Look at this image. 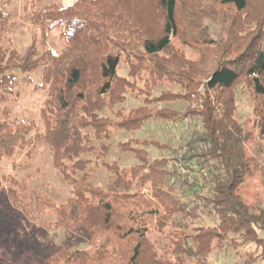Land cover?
Masks as SVG:
<instances>
[{
    "label": "rangeland",
    "instance_id": "1",
    "mask_svg": "<svg viewBox=\"0 0 264 264\" xmlns=\"http://www.w3.org/2000/svg\"><path fill=\"white\" fill-rule=\"evenodd\" d=\"M74 3L75 0H0V60L10 62L11 51L20 58L31 52L40 57L48 51L61 52L66 46L63 29L55 28L44 36L33 24V13L50 4L65 8ZM148 8L146 28L136 31L140 40L127 46L134 50V57L121 53L119 74L130 80V87H123L127 94L114 108L128 114L145 106L148 121L139 130L127 131L116 126L119 119L115 111L105 108L100 113L108 118L107 124L116 125L109 129L111 139L95 143L105 150L101 157L108 166L116 167L103 166L96 153L86 156L92 161L84 170L73 173L78 179L74 183L60 171L54 149L43 138L41 112L48 92L38 88L42 68L27 80L19 75L13 93L0 103V123L24 120L34 124L32 130L20 135L24 144L13 140L19 145L13 149L10 136L5 134L8 139L0 158V208L4 209L0 264H264V222L262 228L245 232L244 224L235 228L225 223L220 227L216 215L208 217L215 197L211 172L216 171L206 167L208 156L198 175L203 197L194 198L202 208L196 210L192 205L190 209L196 215H188L185 206L160 194L164 189L183 196L178 183L190 177V164L198 162H193L198 150L187 147L195 129L201 136L200 157L207 154L208 134L202 126L197 100L205 93L202 82L215 68L222 49L259 30L264 0H254L245 12H239L229 0H181L179 34L171 38L167 51L155 57L145 55L142 42L159 38L163 17L155 6ZM130 66L136 67L132 75ZM192 78L196 83L190 85ZM218 96L211 92L209 98L215 100ZM227 99L232 101V119L245 138L243 148L249 170L235 193L249 215L264 220V109L259 105L254 111L258 102L244 81ZM212 105L217 106V100ZM221 108L220 105L218 109ZM123 142L129 145L123 146ZM134 143L140 146L136 151L131 149ZM141 147L143 151H139ZM155 159L162 162L159 168L169 169V174L157 171L156 181H147L143 172L151 171L149 163ZM115 168L135 169L133 182L122 186L113 181ZM83 175L87 176L85 181ZM85 182L102 190L142 192L150 201L154 196L158 198L149 206L118 207L109 223L97 209L92 210L89 223L73 222L70 218L83 212L76 191L85 188ZM195 216L198 218L194 220ZM129 229L139 232L132 235ZM139 242L140 254L134 260L133 251Z\"/></svg>",
    "mask_w": 264,
    "mask_h": 264
},
{
    "label": "trees",
    "instance_id": "2",
    "mask_svg": "<svg viewBox=\"0 0 264 264\" xmlns=\"http://www.w3.org/2000/svg\"><path fill=\"white\" fill-rule=\"evenodd\" d=\"M253 1L229 0V3L239 12H245ZM180 2L181 0H75L73 5L65 8L54 4L46 5L34 11L33 24L44 36L55 28H62L65 48L59 53L48 51L41 57L31 52L25 58L17 57L16 53L11 51L8 58L10 62L0 60V103L13 93L19 82V75H23L24 80H27L30 74L39 68L43 69L42 83L38 86L48 92V98L41 112L45 126L43 138L54 149L60 171H63L62 173L72 183L78 180L73 173L84 170V167L92 161L86 157L89 154L98 153L96 158L103 166L116 167L108 166V162L101 157L102 154H106L105 150L98 147L95 142L111 139L109 129L112 125H116V122L107 124L108 118L100 113L105 108L115 111V106L120 104L127 94L123 87H130L128 84L130 80L119 74L123 60L121 53L126 52L131 58L134 57V50L127 49V46H131V42L140 40L136 31L146 28L144 23L148 21L147 12L151 5L155 6L163 17L161 35L157 39L146 38L142 42L143 52L149 57H155L167 51L172 44L171 38L177 36L180 31L178 16ZM259 25V30L247 39L239 43H229L227 48L222 49L215 68L202 82L205 93L197 100L202 126L208 134V139L205 138L208 149L207 154L200 157L201 136L195 129L187 147L189 146L190 150L191 148L198 150L197 154L194 153L196 156L194 155L193 159V162L194 160L198 162L191 163L192 168L188 166L190 177L178 183L183 196L179 197L177 192L174 194L175 192L160 190L163 197L169 196L176 205L185 206L188 215H194L195 213L190 210L192 205H195L196 210L202 208L194 198L203 197L198 175L206 164L203 162L205 157L208 156L206 167L216 171L211 172L213 175L211 182L215 185L214 205L211 212H208L211 214L207 215L208 217L216 215L220 227L225 223L235 225V228L244 224L247 227L245 232L252 231V228H258L257 226L262 228L261 222L264 220L253 214L249 215L248 208L235 193L249 170L243 148L245 138L241 135L238 124L232 119L229 112L232 101L227 98L228 96L232 98V91L236 85L244 81L258 102L254 111L259 105H262L261 110L264 109V14L259 20ZM248 39L249 42H246ZM135 70L136 67L130 66L129 74L132 75ZM190 82V85L196 83L194 78ZM211 92L219 95L215 99L217 106L212 105V101L215 100H210ZM221 96L222 98L218 99ZM220 105L222 110H219ZM115 112L116 118L119 119L116 126L127 131L139 130L148 121L144 116L145 106L133 109L128 114ZM160 119L164 118L160 117ZM169 122L175 124L172 120ZM33 128L32 122L24 120L14 122L5 120L0 123V158L4 155L8 139L5 134L10 136V142H13L10 149H13L19 146L17 141L13 140L19 139L22 141L21 144H24L25 141L20 135ZM127 143L123 142L122 145H129ZM134 144L136 146H131V149L136 151L140 146ZM140 149L142 150V147L139 151ZM200 158L202 159L199 160ZM161 164L158 159L149 163L151 171L143 172L145 173L143 175L149 178L147 181L151 179L155 182L154 174L157 171L161 172L160 174L169 172V169L159 168ZM135 168L138 170L137 166ZM115 169L113 181L122 186L133 182L131 175L134 174L135 169ZM218 169L219 172L224 173L220 174ZM86 177L83 175L81 178L85 181ZM173 177L177 179L176 175ZM84 184L86 185V182ZM86 187L89 196L85 193ZM86 187L76 191L78 206L83 212L77 217L69 215L73 222L89 223L93 219L89 218L92 210L97 209L109 223L115 217L118 207H128L130 204L149 206L152 205L154 198H158L154 196L150 201V197L145 193L129 192L121 188L102 190L90 184ZM187 198H190L189 202L185 201ZM140 200L143 202H139ZM3 212L4 209L0 208V241L3 239L4 231L2 227L4 223L1 219ZM197 218L198 216H195L193 219ZM205 229L209 228L203 230ZM129 231L132 235L139 232V230L132 232V229ZM141 236L143 239L145 234ZM261 246L264 247V244ZM133 252L132 258L137 260L140 254V242Z\"/></svg>",
    "mask_w": 264,
    "mask_h": 264
}]
</instances>
